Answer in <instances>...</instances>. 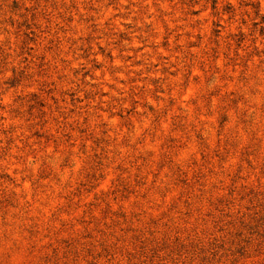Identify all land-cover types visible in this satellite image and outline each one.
Wrapping results in <instances>:
<instances>
[{
  "label": "rangeland",
  "instance_id": "374dc122",
  "mask_svg": "<svg viewBox=\"0 0 264 264\" xmlns=\"http://www.w3.org/2000/svg\"><path fill=\"white\" fill-rule=\"evenodd\" d=\"M0 264H264V0H0Z\"/></svg>",
  "mask_w": 264,
  "mask_h": 264
}]
</instances>
